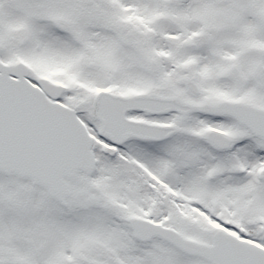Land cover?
<instances>
[{"label":"snow or ice","instance_id":"snow-or-ice-1","mask_svg":"<svg viewBox=\"0 0 264 264\" xmlns=\"http://www.w3.org/2000/svg\"><path fill=\"white\" fill-rule=\"evenodd\" d=\"M0 264H264V0H0Z\"/></svg>","mask_w":264,"mask_h":264}]
</instances>
